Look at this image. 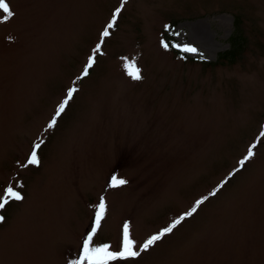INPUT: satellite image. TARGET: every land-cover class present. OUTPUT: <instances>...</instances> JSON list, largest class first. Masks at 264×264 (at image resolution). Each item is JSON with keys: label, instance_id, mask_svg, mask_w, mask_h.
<instances>
[{"label": "rangeland", "instance_id": "rangeland-1", "mask_svg": "<svg viewBox=\"0 0 264 264\" xmlns=\"http://www.w3.org/2000/svg\"><path fill=\"white\" fill-rule=\"evenodd\" d=\"M120 2L6 0L13 16L0 11V197L9 186L23 196L0 209V264H70L101 197L93 245L112 251L126 222L139 246L208 197L149 250L110 264H264V0H127L77 80ZM232 35L237 57L213 65ZM40 137L39 164L21 167Z\"/></svg>", "mask_w": 264, "mask_h": 264}, {"label": "snow or ice", "instance_id": "snow-or-ice-1", "mask_svg": "<svg viewBox=\"0 0 264 264\" xmlns=\"http://www.w3.org/2000/svg\"><path fill=\"white\" fill-rule=\"evenodd\" d=\"M126 4L127 0H121L120 6L113 11L111 20L107 23V25L104 27V30L100 34V42H98L95 48L92 50V55L88 57V61L84 67V71L81 73V77H78L77 80L88 75L89 69L95 63L97 56L102 54V45L105 41V38L110 36V30L116 26L118 17L121 14L122 9L126 6ZM0 11L6 14L3 17V19L5 20L13 16V12L10 10V6L8 3H6V0H0ZM162 46L167 48L168 44L162 41ZM172 47H180V45H172ZM181 50L185 53H196L198 51L197 48L187 44H185ZM124 66L126 69H134L129 70L127 72V74L133 80L139 81L142 79L140 69L135 66V63L130 64L125 58ZM77 91L78 89L76 87V81H73V86L67 90L65 98L57 106L55 113L49 120L46 131L53 129L57 125L58 119L64 113L66 106L72 100L74 94ZM260 136L264 137V130L261 131ZM43 143V137L38 138V142H35L33 144L32 151L29 157L27 158L26 162L21 165V167L39 164L40 161L38 159V150L41 148ZM255 147L256 145H251L248 148L247 154L243 157L242 160L239 161L241 167H243L247 161L253 158ZM234 171H239V169H236ZM229 175L231 176L232 174L230 173ZM126 183L127 181L125 179L113 177L110 186L118 187ZM223 185L224 182H221V184L217 186V189L209 193V196L216 195V193L219 191L220 188L223 187ZM22 199V194L12 186H9L5 190V197H0V209H4L10 201H21ZM207 199L208 197H203L202 199L197 200L195 202V205L189 211L180 215L178 218L173 220L167 227L161 229L158 233L151 235L139 246H137L136 242L130 237L129 224L126 222L123 225L122 229V241L120 250L112 251L110 250V245L108 244H103L102 246L93 245V237L101 226V221L104 218L106 210L105 200L103 197H101L99 204L96 206L95 209V215L91 230L87 233V235L82 241V248L78 254V258L70 261V264H110V262L127 261L129 259H135L136 257L140 256L141 253L149 250L151 247L156 245L157 242L161 241L167 234L172 233L173 230L178 225H180L182 221H184L187 217H191L197 211V208L202 205ZM4 220L5 217L0 215V222H3Z\"/></svg>", "mask_w": 264, "mask_h": 264}, {"label": "trees", "instance_id": "trees-1", "mask_svg": "<svg viewBox=\"0 0 264 264\" xmlns=\"http://www.w3.org/2000/svg\"><path fill=\"white\" fill-rule=\"evenodd\" d=\"M230 48L227 49L224 53H219L215 59L213 65H220L226 63H232L233 59H235L237 56V53L240 51V49L243 47L242 41L239 35H232L230 38ZM172 51L178 53L175 51V49H172ZM179 54V53H178ZM198 61V59H197ZM208 64V63H206Z\"/></svg>", "mask_w": 264, "mask_h": 264}]
</instances>
